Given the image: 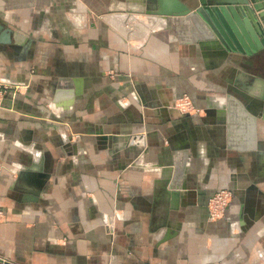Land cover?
Segmentation results:
<instances>
[{"label":"crops","instance_id":"obj_1","mask_svg":"<svg viewBox=\"0 0 264 264\" xmlns=\"http://www.w3.org/2000/svg\"><path fill=\"white\" fill-rule=\"evenodd\" d=\"M215 44L147 0H0V264H264V74L239 67L264 49Z\"/></svg>","mask_w":264,"mask_h":264},{"label":"water","instance_id":"obj_2","mask_svg":"<svg viewBox=\"0 0 264 264\" xmlns=\"http://www.w3.org/2000/svg\"><path fill=\"white\" fill-rule=\"evenodd\" d=\"M147 2L157 15L165 18L167 24L175 25L176 33H179L182 26L189 30L196 43L213 42L216 43L214 48L245 55L264 49V30L258 22V20L264 22V1L258 3L257 0H189L188 3H184L181 0H147ZM250 25L254 26V31ZM244 26L251 31L255 47L251 44L250 37L245 35ZM122 138V141L126 142L129 136ZM105 139L115 141L117 137L107 136ZM123 150L127 152L126 147L122 148ZM36 174L37 178H33V183L40 188L44 185L46 174L38 167ZM181 175L182 168H176L171 189H182L178 181Z\"/></svg>","mask_w":264,"mask_h":264},{"label":"built area","instance_id":"obj_3","mask_svg":"<svg viewBox=\"0 0 264 264\" xmlns=\"http://www.w3.org/2000/svg\"><path fill=\"white\" fill-rule=\"evenodd\" d=\"M15 86L0 81V97ZM186 94L181 95L175 101V108L183 114L197 115L196 106ZM194 107H193V105ZM233 200V192L230 189L220 188L214 191L206 202L207 216L209 222L226 221L229 218V209Z\"/></svg>","mask_w":264,"mask_h":264},{"label":"rangeland","instance_id":"obj_4","mask_svg":"<svg viewBox=\"0 0 264 264\" xmlns=\"http://www.w3.org/2000/svg\"><path fill=\"white\" fill-rule=\"evenodd\" d=\"M260 1L263 2L264 0H257L258 3H260ZM258 22H259L260 26L262 27V29L264 30V22L262 20H258ZM239 67H240V69L249 73V75L250 74H254V75L261 74V75H263L264 74V52L262 54H259L258 56H254L252 58H244L242 61H240ZM190 101L193 102V100H190ZM194 105H193V107H194ZM196 109L199 110L198 112H196L197 115L199 116L203 112V110L198 108L197 106H196Z\"/></svg>","mask_w":264,"mask_h":264},{"label":"bare ground","instance_id":"obj_5","mask_svg":"<svg viewBox=\"0 0 264 264\" xmlns=\"http://www.w3.org/2000/svg\"><path fill=\"white\" fill-rule=\"evenodd\" d=\"M238 75H239L242 79H246V78H248V75H247V74H244V73H239ZM254 82H258V83H260L261 85L264 84L263 80H260V79H258V78H256V79L254 80Z\"/></svg>","mask_w":264,"mask_h":264}]
</instances>
